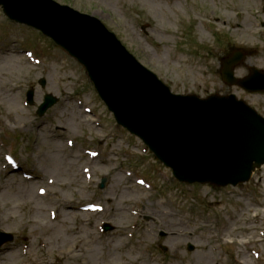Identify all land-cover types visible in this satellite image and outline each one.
Segmentation results:
<instances>
[{"label": "rangeland", "instance_id": "rangeland-1", "mask_svg": "<svg viewBox=\"0 0 264 264\" xmlns=\"http://www.w3.org/2000/svg\"><path fill=\"white\" fill-rule=\"evenodd\" d=\"M56 1L99 18L145 66L171 85L175 93L195 91L205 96L219 88L228 92V86L222 84L219 76H210L205 67L217 70L216 59L225 55L227 45L238 39L250 40L249 44L257 47L259 41L256 36L252 39V32L264 24V3L261 0H195L201 2L210 14L193 11L188 5L191 0H180L174 4L180 17H174L161 0ZM236 5L238 10L234 12ZM243 18L256 21L255 27L248 24L245 34H242L244 29L237 28L243 24ZM186 19L193 22L185 28L193 38L192 43L182 41L186 36L179 21L185 22ZM137 21L141 29L147 26L144 34ZM201 21H207L217 34L209 36L201 27ZM180 44L187 51L183 53ZM236 44L246 48L242 43ZM38 45L44 52L42 67H33L28 61L29 66L26 65L24 56L16 53L20 48L29 50ZM6 46L14 54L6 53ZM51 48L50 43L37 32L11 23L0 13V98H3L0 100V127L10 125L12 128L10 121L16 124V128L11 129L14 132L38 130L43 142L32 134L25 140L21 137L16 139L17 148L26 147L25 152L36 158V165L39 167L40 162L56 181L55 185L47 187L45 183H27L17 176H4L0 147V227L14 236V241L0 250V264H235L228 260L230 251L232 260L238 264H264V240L258 233L264 230V178L257 182L261 174L241 188L213 190L200 185L181 186L172 181L168 189L147 191L136 184L135 175L127 177L122 172L114 173L105 190L99 191L97 182L102 173H93L95 185L85 192L79 191L84 181L77 168L86 165L77 158L72 162L68 152L72 151L61 141L66 142L69 138L79 140L84 134L93 140L107 137L111 133L109 118L104 117L103 130L93 127V118L84 109L90 107L95 114L102 110L103 105L92 87L88 89L83 69L58 48ZM258 51L247 54L246 61L236 69L239 78L247 75L249 65L264 68V52L262 48ZM42 77L47 80V93L58 97L60 102L51 114L38 120L31 111H20V99L32 86L36 88L35 102L39 104L44 92L37 82ZM17 87L22 89L17 90ZM259 102L258 109L264 114L263 102ZM43 125L44 128L37 129ZM119 131L113 129L112 136L129 141L130 146L137 147L136 151L130 152L141 156L139 144ZM147 160L152 161L149 155L147 159L140 158L141 162ZM28 162L31 168L30 158ZM146 165L150 173L160 169L150 161ZM125 167L137 172L132 160ZM145 169L146 166L141 167L139 175L144 172L153 183ZM165 173L171 178L169 171L165 170ZM153 184L160 186L157 178ZM42 186L47 187L48 198L37 194V189ZM245 193L249 196L246 197ZM64 200L76 201L73 202L75 207L91 203L104 205L106 212L88 214L59 210V203ZM143 206V214L150 216L151 221L138 217ZM50 211L57 212L56 220L50 218ZM131 211L137 215H131ZM213 216L221 220L216 227L224 226L222 235L226 238L228 233L231 234L230 244L224 241L220 246L210 240L215 232L212 224L206 225L205 220ZM103 221L109 222L114 231L102 234L98 225ZM135 223L139 226L133 230ZM159 231L168 233V236L160 238ZM30 232H33L32 236ZM132 232L134 235L129 237ZM24 242L30 244L29 250L27 254H19L18 249ZM243 242L250 245L242 246ZM161 244L167 252L162 251ZM189 245L194 246L193 252L188 251ZM212 246L218 248V253ZM256 252L260 253V259H256Z\"/></svg>", "mask_w": 264, "mask_h": 264}, {"label": "water", "instance_id": "water-1", "mask_svg": "<svg viewBox=\"0 0 264 264\" xmlns=\"http://www.w3.org/2000/svg\"><path fill=\"white\" fill-rule=\"evenodd\" d=\"M24 0H0V4L4 5L6 9V13L15 20H20L27 22L29 24L34 25L33 15L35 12V8L48 19L53 20L55 25L58 23V17L52 13H48L47 11L38 8L33 2L30 3H23ZM96 28L97 25H94ZM89 39H93L92 36L82 33L78 35V37L67 44V48L71 51L72 54L79 57L82 61H84L90 71L92 76L95 78L97 72L99 71L101 65L109 60V56L104 55L102 56L100 52V48L96 46H90L88 44ZM103 48L106 47L99 43ZM107 51V50H106ZM239 122V117L236 115H231L228 124L223 125L222 123L216 122L214 126L217 132L222 136L224 139H227L229 146L234 150L236 153H243L245 155H249L250 158V165L246 164L244 168V172L248 168L247 177H249L250 172L259 165V163H264V144L261 145L259 143L262 142V139L259 138L254 140L252 143L249 142V137L246 135L247 129L244 126L237 125ZM226 126V127H225ZM235 127V136L232 135V128ZM189 137L192 139V142L200 141L199 136L196 133H191ZM186 138L188 139V135L186 134ZM244 141L247 144H244ZM151 148L161 157L166 158L169 156H175L183 153V157L187 162H192L191 156L187 153L184 149L186 144L181 141H177L174 134H172V142L167 146H162L159 143H152L150 144ZM251 154V155H250ZM195 160V159H194ZM246 161L243 163L245 164ZM256 163V164H254ZM242 171L241 169H237L234 171L235 174L237 171ZM184 173L179 174L180 179H183L181 175ZM191 181H194L191 180Z\"/></svg>", "mask_w": 264, "mask_h": 264}, {"label": "bare ground", "instance_id": "bare-ground-1", "mask_svg": "<svg viewBox=\"0 0 264 264\" xmlns=\"http://www.w3.org/2000/svg\"><path fill=\"white\" fill-rule=\"evenodd\" d=\"M238 28H239V30H242V26H238ZM158 123L160 122L159 120L157 121ZM153 124H154V122H153ZM154 126H155V124H154ZM209 158L207 157L206 158V160H208Z\"/></svg>", "mask_w": 264, "mask_h": 264}]
</instances>
